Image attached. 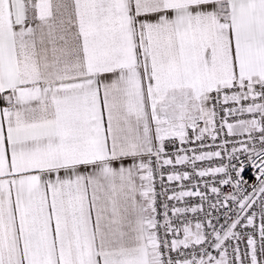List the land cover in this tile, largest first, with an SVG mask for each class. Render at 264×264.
I'll use <instances>...</instances> for the list:
<instances>
[{
	"label": "snow or ice",
	"instance_id": "1",
	"mask_svg": "<svg viewBox=\"0 0 264 264\" xmlns=\"http://www.w3.org/2000/svg\"><path fill=\"white\" fill-rule=\"evenodd\" d=\"M0 264H264V0H0Z\"/></svg>",
	"mask_w": 264,
	"mask_h": 264
}]
</instances>
